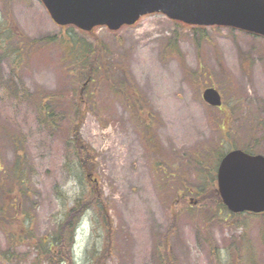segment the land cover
Masks as SVG:
<instances>
[{"label":"rangeland","instance_id":"374dc122","mask_svg":"<svg viewBox=\"0 0 264 264\" xmlns=\"http://www.w3.org/2000/svg\"><path fill=\"white\" fill-rule=\"evenodd\" d=\"M0 23L14 50L4 55L0 47V167L6 172L0 264H46L30 242L15 244L8 236L28 218L37 240L52 234L81 194L68 166L76 129L96 155L87 181L89 189L97 187L114 230L107 248L102 218L93 227L90 211H80L76 264H85L93 247L108 253L104 264H161L165 254L167 264H264L262 218L224 220L211 204H195L213 161L202 169L193 156L216 151L223 140L264 155V38L225 27L196 32L162 14L118 32L102 27L81 36L76 30L98 62L91 83L83 70L66 67L57 42L29 47L69 31L41 1L0 0ZM208 88L223 96L221 109L203 100ZM50 95L58 102L46 121L37 109ZM136 98L144 105L133 114ZM18 161L23 187L15 186ZM14 202L16 214L11 207L2 215L3 203Z\"/></svg>","mask_w":264,"mask_h":264},{"label":"water","instance_id":"95a60500","mask_svg":"<svg viewBox=\"0 0 264 264\" xmlns=\"http://www.w3.org/2000/svg\"><path fill=\"white\" fill-rule=\"evenodd\" d=\"M61 27L84 32L98 27L119 31L142 17L162 14L199 27H225L264 38V0H39ZM203 98L221 107L222 96L208 88ZM218 193L233 214L264 213V156L230 152L218 170Z\"/></svg>","mask_w":264,"mask_h":264},{"label":"trees","instance_id":"16d2710c","mask_svg":"<svg viewBox=\"0 0 264 264\" xmlns=\"http://www.w3.org/2000/svg\"><path fill=\"white\" fill-rule=\"evenodd\" d=\"M3 26V23H0ZM182 25V24H181ZM187 27V26H186ZM7 29V28H6ZM67 31L66 36L58 38H50L48 40L44 39L42 41H31L29 43V47L31 48L35 44H40L41 42H45V44L58 43L61 47V50L65 51L64 59L66 60V67H70L73 69H79L86 72L88 75L86 81L89 80L91 83L95 82V78L97 76V67L98 62L93 58V46H90L85 39L74 36L73 32L77 29L74 27H66ZM193 31L202 32L205 31L206 28L202 27H191ZM4 27H0V47L2 48V52L4 55H8V50L10 49L9 41L10 36H3L2 31H4ZM78 31V30H77ZM91 33H84L78 31V34L81 36H89ZM19 32L13 33L15 40L18 37ZM17 47V46H16ZM14 51V50H12ZM14 53H18V57H21L22 51L20 48H16ZM11 54V52H10ZM22 59V58H21ZM64 60V61H65ZM71 73V72H70ZM73 73V72H72ZM99 75V74H98ZM85 88V86H84ZM85 88L84 90H86ZM131 100V97L128 98ZM58 99L55 96H45L39 99V107L37 109L38 113L47 121V119L53 120V108L56 107ZM136 102L139 103V106L134 102H130L136 110L134 113H138L139 107L142 108L144 105L142 101L136 98ZM79 114H83L84 112L81 110L79 106L76 108ZM138 110V111H137ZM74 111V110H73ZM75 116L76 112L74 111ZM142 113V112H141ZM224 130V129H223ZM68 153L71 157L70 163L68 166L72 167L73 177L76 178L81 186V194L75 199L72 206L65 211L63 219L59 225V228L53 232L52 234L45 236L44 238H37L34 235L33 227V219L28 218V223L23 225L22 231L12 230L11 234L8 236V240L14 242L15 244L23 243L25 241L30 242L31 245L35 248L38 260L41 263L46 264H76L75 260V241H76V232L80 225V218H78V213L80 211H85V214L90 211L92 214L93 221L92 226L100 225V218H102V226H103V236H104V245L105 240L109 237H113L114 230L111 221V217L109 214V210L102 203V199L100 198L99 191L94 183H92V188L89 189L87 179L92 176L95 171V161L96 155L93 150L90 149L81 139L79 135V131L76 129L73 135V138L67 144ZM234 149H242L247 153L255 154L252 146H242V145H230L228 142L223 140L217 150H213L212 147L208 149L199 150L193 154L195 156V161L199 166L204 169V165H208L210 161L212 162L211 175L209 177H205L203 184L200 188L197 189V204L202 207H206V205L211 204L215 208L216 215L222 214L224 220L227 218H239V217H260L262 218V223L264 227V214L263 215H252V214H244V215H233L231 214L227 208L221 202L217 191V170L220 165L221 160L225 157V155ZM215 151V152H212ZM207 155V156H205ZM211 156V158H209ZM213 156V159H212ZM21 161H18V166L15 167V186L23 187L26 184V178L24 176V169L20 167ZM208 167V166H207ZM203 172V171H202ZM92 173V174H90ZM6 174L3 169L0 167V179L1 175ZM89 174V175H88ZM203 173H200V176L203 177ZM4 185L1 184L0 191L4 193ZM11 193V192H10ZM4 195V194H3ZM27 196V194H25ZM4 201V198H2ZM13 205H8L3 203L4 207H2V215H9L8 210L12 207L13 213L16 214L17 210V202H14ZM174 216H178V213H174ZM98 219V221H97ZM7 235V232H6ZM107 244V243H106ZM96 246V245H95ZM108 248V244H107ZM104 249V248H103ZM98 251L95 247H93L91 258L85 262V264H104V261L108 255L105 250ZM168 253V251H165ZM161 264H167L170 262V258L167 254H165L162 258H160Z\"/></svg>","mask_w":264,"mask_h":264}]
</instances>
